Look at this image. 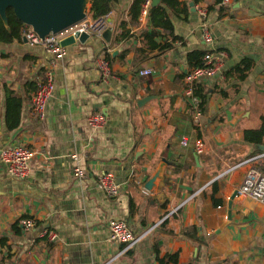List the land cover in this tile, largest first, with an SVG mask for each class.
Segmentation results:
<instances>
[{"label": "crops", "instance_id": "obj_1", "mask_svg": "<svg viewBox=\"0 0 264 264\" xmlns=\"http://www.w3.org/2000/svg\"><path fill=\"white\" fill-rule=\"evenodd\" d=\"M181 1L190 6L193 0ZM218 1L195 5L206 19L192 10L186 19L173 17L180 40L157 30L154 41L171 45L159 50L144 38L154 30L149 18L140 21L139 14L131 24L134 0H119L104 17L110 42L95 34L65 47L44 121L31 102L50 56L24 38L0 44V151L21 144L35 152L26 180L11 178L0 161V264H159L158 257L175 253L177 264H264V203L237 195L229 208L247 172L230 168L264 152V142L244 141V132L259 128L264 116V0ZM87 20L94 21L90 11ZM204 23L214 36L211 47L201 37ZM209 49L226 57L223 74L197 84L209 95L201 109V100L187 95V55ZM102 56L117 79L101 80L96 62ZM244 59L252 62L247 78H226ZM145 69L152 73L142 76ZM4 88L24 102L14 131L7 128ZM97 112L107 123L96 131L87 119ZM183 137L189 147L181 145ZM198 139L202 155L194 151ZM164 160L157 188L145 191ZM77 166L88 172L85 179L75 174ZM107 174L119 185L116 198L97 186ZM25 218L37 222L35 229H22ZM112 220L127 222L138 235L154 228L126 250L110 239ZM44 229L57 239L49 241Z\"/></svg>", "mask_w": 264, "mask_h": 264}, {"label": "built area", "instance_id": "obj_2", "mask_svg": "<svg viewBox=\"0 0 264 264\" xmlns=\"http://www.w3.org/2000/svg\"><path fill=\"white\" fill-rule=\"evenodd\" d=\"M224 4H231L232 0H223ZM153 6V0H144L140 21H144L149 18V12ZM196 11L202 18L206 19L207 12L201 8L196 7ZM88 15L86 20L80 24L64 30L58 34H49L45 38L40 37L31 27L25 32L24 38L27 43L32 47H41L50 56L48 68L45 72L43 82L40 84L37 91L34 93L31 106L34 116L44 121L47 115V107L50 100L53 98L56 90L55 84V69L58 66V62L66 55L65 47L61 45L62 41L75 37L77 34L87 33L89 35L102 36L106 31V24L103 19L89 21ZM202 40L204 44L211 47L214 43V36L211 32L209 25L204 23L201 26ZM77 39V38H76ZM225 53L216 52L211 49L207 50V53L203 59L204 63L202 67L193 69L187 76L186 81L190 85L187 89V95L191 98L194 97V88L197 84L202 83L205 80L214 79L215 77L223 74ZM96 68L99 72L101 80L105 83L111 80L117 79L114 73L111 60L109 57L102 56L96 62ZM152 73L151 69H145L141 72L142 76H148ZM107 123V117L102 112H97L89 116L87 119L88 127L91 130H101ZM181 145L183 147L190 146V140L187 137L181 139ZM194 151L197 155H202L205 152V144L202 139H198L194 143ZM34 151L21 144H11L4 147L0 151V161L5 165L9 175L13 179L26 180L31 174V162L34 157ZM78 161V158H75ZM264 162V152L258 155H254L245 158L241 162L237 163L230 168L229 172L237 170L241 167H247V172L243 180L242 185L238 189V195L242 197H251L252 199L264 203V172L262 170V164ZM75 174L79 179H85L88 176L86 169L81 166H77ZM98 188L103 191L109 198H116L119 196V185L112 175H101L97 179ZM20 225L22 229L29 232L37 226V222L34 219H21ZM142 234H134L129 224L120 220H112L109 222L110 239L113 242L121 243L126 246V250H130L153 229ZM49 241L53 242L57 239V234L54 231L44 229L42 231Z\"/></svg>", "mask_w": 264, "mask_h": 264}, {"label": "trees", "instance_id": "obj_3", "mask_svg": "<svg viewBox=\"0 0 264 264\" xmlns=\"http://www.w3.org/2000/svg\"><path fill=\"white\" fill-rule=\"evenodd\" d=\"M195 5L198 4L199 0H193ZM218 2H221L218 1ZM144 0H134L130 8V23H137L139 14L143 6ZM119 0H91L90 12L92 13V18L94 20L103 19L112 11L118 9ZM191 8L187 1L181 0H160V4L157 6H152L149 12V20L153 27V32L150 34L148 32L144 33V38L148 41L151 49L166 50L170 49V43H165L163 45L157 44L154 40L159 36L157 30H163L172 36L173 41L180 40L178 36L175 35L173 17L181 18L185 16V19L190 15ZM212 11V9H209ZM8 24L6 25L0 16V44H11L15 41H22L25 32L29 29L20 19L16 17L13 9H8L7 11ZM202 19V18H201ZM204 21V19H202ZM127 23L122 22L121 27L126 28ZM128 34L124 33V35ZM207 51L205 50H195L187 55L188 69L191 71L195 68L203 66V59ZM252 62L248 59H244L241 63L227 70L225 72V77L236 75L239 80H245L248 76V72L251 68ZM5 89L6 98V123L9 131L16 130L21 123V113L23 109V100L15 94L14 91L9 88ZM194 94L201 101L199 107L204 109L208 101V93L205 91L201 85L195 86ZM226 96V93H223ZM244 141L248 144L261 145L264 142V116L261 117V126L257 129H250L244 132ZM251 157V156H249ZM248 158V157H247ZM215 193V187L214 192ZM213 201L215 205H219V202L215 201L213 195ZM16 229L18 225L15 226ZM178 253L167 255L164 258H159V264H177L178 263Z\"/></svg>", "mask_w": 264, "mask_h": 264}, {"label": "water", "instance_id": "obj_4", "mask_svg": "<svg viewBox=\"0 0 264 264\" xmlns=\"http://www.w3.org/2000/svg\"><path fill=\"white\" fill-rule=\"evenodd\" d=\"M87 1L90 5L85 8ZM159 4L160 0H153V6ZM90 7L91 0H0V16L7 25V11L8 9H13L18 19L28 27H31L40 37L45 38L51 33L58 34L86 20ZM190 7L192 11H196L193 1L190 2ZM76 38L69 37L63 40L61 45L68 47L74 45L77 41L84 43L90 38V35L87 33L77 34ZM103 38L110 42L111 31L106 30ZM165 166L166 161L164 160L155 174L145 183V191L153 192L157 188L159 181L163 177ZM237 195L238 191L234 193L230 201V211L233 199Z\"/></svg>", "mask_w": 264, "mask_h": 264}, {"label": "bare ground", "instance_id": "obj_5", "mask_svg": "<svg viewBox=\"0 0 264 264\" xmlns=\"http://www.w3.org/2000/svg\"><path fill=\"white\" fill-rule=\"evenodd\" d=\"M89 2L87 1L86 5H85V8H88L89 7Z\"/></svg>", "mask_w": 264, "mask_h": 264}, {"label": "rangeland", "instance_id": "obj_6", "mask_svg": "<svg viewBox=\"0 0 264 264\" xmlns=\"http://www.w3.org/2000/svg\"><path fill=\"white\" fill-rule=\"evenodd\" d=\"M89 9H90V8H89ZM89 9H88V10H89ZM215 162H216V161H215Z\"/></svg>", "mask_w": 264, "mask_h": 264}]
</instances>
